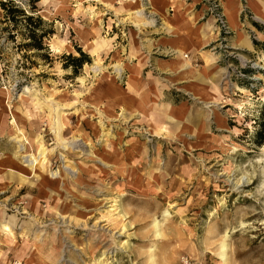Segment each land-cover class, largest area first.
Returning <instances> with one entry per match:
<instances>
[{
    "label": "rangeland",
    "instance_id": "1",
    "mask_svg": "<svg viewBox=\"0 0 264 264\" xmlns=\"http://www.w3.org/2000/svg\"><path fill=\"white\" fill-rule=\"evenodd\" d=\"M14 1L42 19L39 34L51 32L42 50L24 47L33 42L28 23L10 21L1 6L10 1L0 0V264H153V256L157 264H223L216 251L226 233L231 264H264V24L253 0H238L235 28L224 0H164L158 14L139 0L157 19L140 28L125 19L126 0H40L34 11L30 0ZM178 39L197 74H175ZM79 50L82 62L74 61ZM94 58L114 93L90 70ZM119 61L121 78L112 68ZM27 85L31 94L19 98ZM52 103L63 136L80 138V147L57 146ZM13 118L29 151L38 134L56 148L47 169L25 166Z\"/></svg>",
    "mask_w": 264,
    "mask_h": 264
},
{
    "label": "bare ground",
    "instance_id": "2",
    "mask_svg": "<svg viewBox=\"0 0 264 264\" xmlns=\"http://www.w3.org/2000/svg\"><path fill=\"white\" fill-rule=\"evenodd\" d=\"M127 2L130 3L131 9L127 13L128 16L125 19H129L131 22H133L137 27H142V26H156L157 19L155 16H147L146 15V8L144 7L143 4L140 3L139 6H137V2L139 0H126ZM143 1V0H142ZM174 0H169L167 1L168 7L169 5L174 6ZM153 10L152 12L154 14H158L161 12V9L166 6V2L164 0H151ZM165 2V3H164ZM261 2L264 3L262 0ZM260 2V4H261ZM224 8H225V14L230 21V23L234 24L237 23L239 24V16L237 11H234L232 4L230 0H224ZM256 11L254 18L264 24V10L261 11ZM166 12V11H165ZM91 13V12H90ZM162 20L164 23V26L166 27L167 31L169 33H175L176 34V26H174L170 21H169V16L166 13H163ZM85 47L88 48L89 46L92 45V41L86 39L84 43ZM53 46V45H52ZM174 49H175V55L176 57L172 61V65L178 70H183L185 72H194V67L192 66V63L190 60L187 59L186 55V50H187V44L186 42H182V40L178 39L174 43ZM56 52L60 51V48L57 46L54 48ZM244 61H248V59L241 55ZM208 58L210 60H215L214 55H208ZM255 66L260 67L259 63H255ZM90 70L93 72V75L95 77L101 76L102 78L100 79L101 82L106 83L108 81V75H105V70L107 69L106 66L100 63V61L97 58H94L93 64L89 67ZM113 71L116 74V77L121 78L122 75L125 73V65L123 62L119 61L116 62L112 65ZM221 71L224 70V68L220 69ZM111 78V77H110ZM80 82L85 84L86 79L85 77H80L79 78ZM110 80V79H109ZM128 87L127 89H131L133 87V80L131 77L128 79ZM110 92L114 93L115 92V86L112 80H110V83L108 84L107 87ZM5 92H2L3 95V100L5 101L7 98V95L10 97L9 91L4 90ZM32 89L30 86H25L22 91L17 94L19 98L24 97L26 94H31ZM39 104V103H37ZM208 104V102H207ZM11 107V106H9ZM50 114L52 116V131L56 136L57 140V146L60 147L62 150L67 151L70 148H77L80 147L81 145L79 144L80 138L75 137L73 140H68L63 136V130L65 129V124L62 120V112L60 111V104H55L52 103L51 106H49ZM125 115V110L123 109L119 116ZM11 125L13 126V136L11 137V140H13L16 145H17V153L19 154L20 158L22 159L23 163L25 164L26 167L30 168L32 171L35 170L37 166L42 168V169H47V165H49V153H54L56 150L55 147H52L51 149L46 146L43 140V136L38 134L35 137V144L37 146V151H29L28 150V145L30 144L29 140L27 137L23 134V130L20 129V127L17 124V121L15 118L12 119L10 122ZM2 124V123H0ZM63 157V154H61ZM64 169H66L69 173L75 174L77 170L71 166V164H65ZM59 170L56 172H53L52 175L56 176L58 174ZM241 180H248L246 176H242L240 178ZM7 225V224H6ZM156 226L159 230V234L162 235L163 231L160 228V223H156ZM7 228V227H6ZM230 238V235L228 233L225 234L224 239L221 242L219 250L216 251L218 258L222 261L223 264H231V259L229 255L230 251V244L228 242ZM186 257H184L185 259ZM153 264H157L155 257H152Z\"/></svg>",
    "mask_w": 264,
    "mask_h": 264
},
{
    "label": "trees",
    "instance_id": "3",
    "mask_svg": "<svg viewBox=\"0 0 264 264\" xmlns=\"http://www.w3.org/2000/svg\"><path fill=\"white\" fill-rule=\"evenodd\" d=\"M10 2H1L2 8L5 10V12L8 14L7 17L10 19V21H16L17 16L22 17L25 19V21L28 23V28L26 29V32L29 35V38L32 43H25L24 47L29 48L33 47L38 50L43 49V37L50 33L51 31H43L41 34L37 32L38 28L42 25V19L40 17H35L34 15H30L26 13V10L21 8L18 4L15 3L14 0H9ZM40 0H30V8L34 11L36 9V3ZM7 20V19H6ZM264 31V27H263ZM80 57L74 58V61L82 62L84 58L87 57V54L79 50ZM263 134L259 133L260 141L263 140Z\"/></svg>",
    "mask_w": 264,
    "mask_h": 264
},
{
    "label": "crops",
    "instance_id": "4",
    "mask_svg": "<svg viewBox=\"0 0 264 264\" xmlns=\"http://www.w3.org/2000/svg\"><path fill=\"white\" fill-rule=\"evenodd\" d=\"M230 2H231V4H232V7H233V9H234V11H237V13L239 14V10H241L240 9V7H241V4H239V2H238V0H230ZM250 6H251V8L254 10V12H256V11H259L258 9H260L261 11H263L264 10V6L262 5V3L260 4V2L259 1H257V0H253V1H251L250 2ZM228 19V18H227ZM228 21V23H229V26L230 27H233V28H235L236 26H237V23H234V24H232V23H230V21L229 20H227ZM213 62L212 61H210V63H209V65H211ZM171 66V64L170 63H168V64H166V67H170ZM209 66H205V68L207 69ZM176 71V73L175 74H197L198 73V70L196 69V68H194V72H185V71H183V70H175ZM197 71V72H196ZM200 73V72H199ZM129 90V89H128Z\"/></svg>",
    "mask_w": 264,
    "mask_h": 264
},
{
    "label": "built area",
    "instance_id": "5",
    "mask_svg": "<svg viewBox=\"0 0 264 264\" xmlns=\"http://www.w3.org/2000/svg\"><path fill=\"white\" fill-rule=\"evenodd\" d=\"M215 7H216L217 10H218V12L216 13V19H217V21L220 23L221 28L224 29V32H225V31H226V32H229V31H227V30H229V28H228V26H227V24H226L225 16H224L223 13H221V12L219 11V10H220V6H219V4H216ZM218 7H219V8H218ZM182 263H183V264H200V263H198V262H196V261H192V260H190L188 257H186L185 259L183 258Z\"/></svg>",
    "mask_w": 264,
    "mask_h": 264
}]
</instances>
